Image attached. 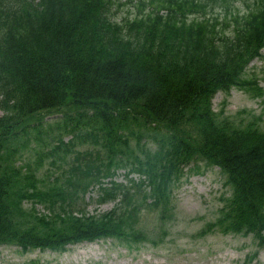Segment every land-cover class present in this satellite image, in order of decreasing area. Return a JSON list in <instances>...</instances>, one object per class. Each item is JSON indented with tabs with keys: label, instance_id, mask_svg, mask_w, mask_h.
Wrapping results in <instances>:
<instances>
[{
	"label": "trees",
	"instance_id": "16d2710c",
	"mask_svg": "<svg viewBox=\"0 0 264 264\" xmlns=\"http://www.w3.org/2000/svg\"><path fill=\"white\" fill-rule=\"evenodd\" d=\"M262 48L264 0H0V245L156 244L145 210L166 224L174 187L202 164L228 195L196 236L264 246V126L212 105L233 87L264 96L246 76ZM94 186L112 209L84 211Z\"/></svg>",
	"mask_w": 264,
	"mask_h": 264
},
{
	"label": "rangeland",
	"instance_id": "374dc122",
	"mask_svg": "<svg viewBox=\"0 0 264 264\" xmlns=\"http://www.w3.org/2000/svg\"><path fill=\"white\" fill-rule=\"evenodd\" d=\"M233 3L239 6L238 1ZM126 11L128 8L122 7L118 11L119 17H125ZM246 76L255 78L264 92V48L261 55L248 64ZM263 98L233 87L227 93L217 92L212 105L216 112L235 124L255 120L264 126ZM2 113L0 110V115ZM74 149L83 150L84 146L77 143ZM51 160L49 155L44 157L43 169L48 168L56 175L59 170L49 166ZM124 171L123 168L117 170V181L125 178ZM223 182L224 176L217 166L201 164L197 171H188L182 176L174 187L173 215H167L170 218L166 224L161 225L155 210H145L140 226L150 233L149 238L157 241L156 244L145 241L132 250L108 238L68 244L63 251L39 248L23 251L14 244L0 245V264H264V247L259 246L251 235L212 231L200 238L196 236L198 230L214 220L222 205L221 197L228 195ZM98 196L97 186L84 194L86 213L108 211L118 200H99ZM24 204L30 205L29 202ZM37 208L43 211L41 205ZM255 252V258L250 260L249 256Z\"/></svg>",
	"mask_w": 264,
	"mask_h": 264
}]
</instances>
